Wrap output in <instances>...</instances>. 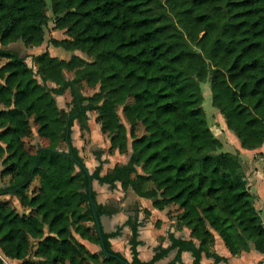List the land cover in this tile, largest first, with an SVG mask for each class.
<instances>
[{
    "label": "trees",
    "instance_id": "trees-1",
    "mask_svg": "<svg viewBox=\"0 0 264 264\" xmlns=\"http://www.w3.org/2000/svg\"><path fill=\"white\" fill-rule=\"evenodd\" d=\"M47 4L66 34L49 42L71 54L44 49L29 64L6 46L43 43ZM0 60V178L8 176L0 185V264H126L108 239L117 231L102 230L108 252L76 236L101 247L93 209L98 217L108 209L89 191V177L120 180L160 209L174 205L190 238L170 247L191 250L195 264L214 233L232 254L251 245L264 253V222L239 153L223 148L202 106L208 81L211 103L240 145H262L264 0H0ZM85 85L96 89L85 93ZM67 89L64 109L56 95ZM88 111L111 149L126 152L131 139L127 163L104 174L87 169L71 132L75 120L88 128ZM33 131L47 143L22 145ZM129 225L131 264L166 255L169 248L141 260L137 225Z\"/></svg>",
    "mask_w": 264,
    "mask_h": 264
},
{
    "label": "crops",
    "instance_id": "crops-1",
    "mask_svg": "<svg viewBox=\"0 0 264 264\" xmlns=\"http://www.w3.org/2000/svg\"><path fill=\"white\" fill-rule=\"evenodd\" d=\"M87 116L88 128L81 129L75 120L71 132V142L77 147L87 169L91 172L100 166V174H104L115 164L127 163L132 151L131 139L128 140L126 152H119L117 148L111 149L108 135L101 131L99 122L95 120L96 112L88 111ZM223 123L227 133L232 137L229 139L232 143L231 147H226L227 143L216 133H213L222 141L225 150L238 151L245 169L247 186L256 196L254 203L264 222V141L259 147L244 148L240 145L236 135L227 128L224 118ZM34 135L44 139L47 143L46 138L40 137L37 133ZM35 143L46 144L41 140ZM6 177L8 179V176ZM34 180L31 186L37 183V179ZM91 185L95 192V200L108 209V212L99 217L102 230L104 232L117 231L116 234L108 238L114 251L131 260L129 222H132L137 225L136 238L139 242L136 249L141 260H149L155 252L169 248L166 255L157 259L153 264H195L191 250L179 251L177 247H170L173 238H190V229L185 225L180 226L175 219L174 205L162 209L157 208L152 203L153 199L139 196L130 187L123 188L120 180L111 184L92 179ZM14 204L19 210H22L17 199L14 200ZM76 236L91 251H98L101 248L97 243L80 238L77 234ZM193 240L196 245L199 244L197 239L193 238ZM263 256L264 253L252 245L247 250L232 254L222 238L214 233V239L209 245L208 252H201L198 264H257Z\"/></svg>",
    "mask_w": 264,
    "mask_h": 264
},
{
    "label": "rangeland",
    "instance_id": "rangeland-1",
    "mask_svg": "<svg viewBox=\"0 0 264 264\" xmlns=\"http://www.w3.org/2000/svg\"><path fill=\"white\" fill-rule=\"evenodd\" d=\"M47 1L49 2V0H47ZM47 14L49 16V21L45 27V38H44L43 43H41L40 45L31 46V45H26L21 40H17V41L10 42L6 46V47H11V48L17 49L19 51V53L25 57L26 61L29 64L32 63V56L31 55L38 53L44 49H48L51 54L58 55L60 57L68 58L71 54V52L63 49L62 47L55 46L49 42V40L52 37L62 38L64 36H66V34L64 33V30L59 29V28H55L53 26L52 13H51V10H50L48 4H47ZM74 52L80 54L81 56H83L85 58L90 59V56H88L87 54H85L84 52H82L80 50H75ZM69 74L72 75V72H69ZM94 89H96V87L90 88V87L85 85L82 90L85 93H91ZM202 91H203L202 106L206 112L208 125L210 126V128L213 130L214 133H216L224 142L227 143L226 147L229 148V147H231V144H232V143H230L231 140H229V139H231L232 137L227 133V131L223 125L224 123H223V117H222L221 113L211 103V93H210V87H209L208 81L202 83ZM56 98H57L58 105L63 106L64 109H68L70 107L71 94H70L68 89L66 90L65 93L58 95ZM138 131L139 132L142 131L141 126L138 127ZM34 134H36L35 131H33V134L30 137L24 138L22 140V145H24L25 147H29V146H32L33 143L40 141V140L43 141V143H46V141L44 139L42 140L37 135H34ZM34 179H36V178H34ZM6 180H8L7 177L3 178V179L0 178V183H4ZM33 181H35V180H33ZM31 187H33V186H31Z\"/></svg>",
    "mask_w": 264,
    "mask_h": 264
},
{
    "label": "water",
    "instance_id": "water-1",
    "mask_svg": "<svg viewBox=\"0 0 264 264\" xmlns=\"http://www.w3.org/2000/svg\"><path fill=\"white\" fill-rule=\"evenodd\" d=\"M91 183H92V179H91V177H89V181H88V188H89V191H90L91 188H92ZM90 201H91V203L93 204V199H92V197H91V193H90ZM93 215H94V218H95V222H96V226H97V228H98L99 235H100V237H101V241H100L101 248H102L105 252H108V251L106 250L105 246H104V243H103V238H102V228H101L100 219H99V217H98V215H97V213L95 212L94 209H93ZM124 262H125L126 264H131L128 260H124Z\"/></svg>",
    "mask_w": 264,
    "mask_h": 264
},
{
    "label": "built area",
    "instance_id": "built-area-1",
    "mask_svg": "<svg viewBox=\"0 0 264 264\" xmlns=\"http://www.w3.org/2000/svg\"><path fill=\"white\" fill-rule=\"evenodd\" d=\"M257 264H264V256L259 260Z\"/></svg>",
    "mask_w": 264,
    "mask_h": 264
}]
</instances>
